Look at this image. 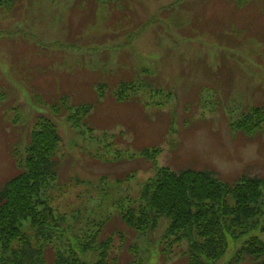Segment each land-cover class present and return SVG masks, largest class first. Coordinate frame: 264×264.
<instances>
[{
  "label": "rangeland",
  "instance_id": "374dc122",
  "mask_svg": "<svg viewBox=\"0 0 264 264\" xmlns=\"http://www.w3.org/2000/svg\"><path fill=\"white\" fill-rule=\"evenodd\" d=\"M121 86L127 99L119 102ZM257 107L264 0H15L0 8V188L20 171L37 121L49 120L60 140L48 195L61 222L51 242L28 223L20 229L46 264L69 243L78 251L95 235L100 242L105 228L117 234L108 250L120 263L123 236L144 264H185L186 242L166 260L159 252L168 248V219L132 232L119 214L138 207L159 168L264 181V139L230 130ZM259 202L253 221L262 226ZM260 231L249 236L264 239ZM241 245L230 243L216 264H236ZM9 260L0 249V264Z\"/></svg>",
  "mask_w": 264,
  "mask_h": 264
},
{
  "label": "trees",
  "instance_id": "16d2710c",
  "mask_svg": "<svg viewBox=\"0 0 264 264\" xmlns=\"http://www.w3.org/2000/svg\"><path fill=\"white\" fill-rule=\"evenodd\" d=\"M14 2L0 0V8ZM121 87L116 98L119 102L127 99V89ZM237 122L231 124V132L246 138L257 135L264 139V107L253 108ZM59 141L56 128L49 120L37 121L30 133L26 158L19 163L20 171L0 188V249L8 252L11 264H46L41 250L36 249L27 233L20 229L28 223L27 227L37 240L51 242V232L61 222L48 195L56 180L54 157ZM142 154L145 159L150 156L149 151ZM155 174V179L144 186L138 207L122 211L119 221L132 232H147L160 218L168 219L170 225L161 238V244L168 248L159 251L163 260L167 259L166 251L171 246L186 242L187 249L182 257L185 264H216L224 257L230 243L241 242L236 264L242 258H247L251 264H264V239L258 235L249 236L259 229L264 234V214L262 226L253 221L258 214L256 211L263 208V203L259 202L260 198L264 199L263 180L241 178L229 184L206 170L173 173L159 168ZM105 229L98 243L95 235L88 239L89 243L80 244L78 251L75 249L78 243H69L63 253L54 251L50 264H144L137 256V247L126 245L123 236L119 239L126 247L122 250L125 263H120L121 256L109 255L108 249L112 248L117 234L110 230L104 232ZM112 232V237H108ZM91 242L96 243L97 248L92 251L95 260L89 263L85 254L91 251Z\"/></svg>",
  "mask_w": 264,
  "mask_h": 264
}]
</instances>
